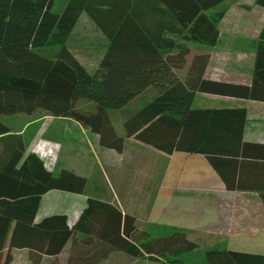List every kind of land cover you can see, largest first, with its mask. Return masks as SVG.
I'll return each mask as SVG.
<instances>
[{
	"label": "trees",
	"instance_id": "trees-1",
	"mask_svg": "<svg viewBox=\"0 0 264 264\" xmlns=\"http://www.w3.org/2000/svg\"><path fill=\"white\" fill-rule=\"evenodd\" d=\"M225 1L70 0L62 13H55V0H0V264L13 262L11 252L4 256L3 251L14 222L10 249H31L36 264L43 255L55 258L51 264H100L114 251L159 264H184L179 256L199 248L183 232L152 239L137 227L135 217L95 199H89L73 228L65 215L36 224L46 193H83L87 180L66 170L55 176L35 153L24 160L23 136L2 117L44 111L75 120L99 136L100 146L120 153L126 138H134L168 155H203L234 190L239 185L232 173L241 168L240 157L257 155L264 146L244 142L246 109L195 108L194 100L204 92L264 102V27L250 86L204 79L207 61L194 63L182 80L179 70L189 49L177 39L188 33L191 42L216 46L220 31L204 12ZM256 3L264 8V0ZM82 14L109 42L94 73L66 46ZM49 45L61 46L57 58L36 52ZM141 98L146 103L139 106ZM80 101L92 103L94 111H81ZM109 110L120 111L125 138L117 134ZM78 232L89 237L81 248L74 242L62 263L58 256ZM206 261L264 264V254L212 248Z\"/></svg>",
	"mask_w": 264,
	"mask_h": 264
},
{
	"label": "rangeland",
	"instance_id": "rangeland-1",
	"mask_svg": "<svg viewBox=\"0 0 264 264\" xmlns=\"http://www.w3.org/2000/svg\"><path fill=\"white\" fill-rule=\"evenodd\" d=\"M69 1L55 0L53 11L62 13ZM256 1L227 0L204 12L217 24L219 31L221 30L222 45L230 43L229 41H236L234 43L238 49L246 50L256 39L257 47L259 32L264 27V8L258 6ZM185 35L187 36L188 33ZM186 36L177 38L181 45L189 49V54L186 57L187 67L179 70V73L184 69L189 70L193 65V55L206 54L210 50H215L211 49L210 46L191 42L185 38ZM108 44V39L86 14L80 16L66 41V46L91 73L97 69ZM60 50V45H49L37 49L36 52L46 58L55 59ZM181 50L178 49L173 54L180 53ZM144 100L146 98H141L137 104L143 105L146 103H143ZM79 109L91 112L94 111V106L87 101H80ZM109 116L117 134L125 138L124 122L120 111L109 110ZM2 119L11 131L23 132L25 145L29 152L34 153L36 147L44 142L58 145V148H53V152L57 156L56 163L51 166L53 174L57 171L59 151L61 150L62 153L63 150L64 152V141L73 139L77 145L84 144L81 141L82 131L77 130L73 119L55 118L44 111H38L32 116L19 114L4 116ZM85 132L89 134V132ZM129 142L135 143L134 140H129ZM87 144L92 149L93 140L91 136ZM137 148L138 152L133 159L137 175L136 187L144 194H152L154 196L152 201L158 204L157 207L156 204L153 207L154 221L147 227L144 225L143 231H146L150 238L168 237L176 232L185 233L189 240L196 243L199 248L179 256L184 264H207L206 252L212 248L264 254V214L262 212L245 213L244 207L236 205L235 200L232 199L227 203L218 204L216 214L212 212L204 216L200 215L199 208L195 205L196 200L192 196V180H189V186V184H183L179 179L181 176L180 168L184 161L182 154L166 155L148 145ZM127 149L129 150V148ZM105 153L107 154V152ZM108 156L109 158L105 160L107 166H103L106 167L107 179L111 181L114 166H118L121 156L114 152L109 153ZM120 163L121 166L126 165L127 161ZM161 191L162 198L160 200L155 199ZM157 209H162L161 213ZM123 257V255H117L113 263L159 264L155 261L135 259L131 256L125 260Z\"/></svg>",
	"mask_w": 264,
	"mask_h": 264
},
{
	"label": "crops",
	"instance_id": "crops-1",
	"mask_svg": "<svg viewBox=\"0 0 264 264\" xmlns=\"http://www.w3.org/2000/svg\"><path fill=\"white\" fill-rule=\"evenodd\" d=\"M260 33L261 32H259V35ZM221 36L222 33L220 30L218 44L211 47V49H215L214 51L210 50V52L206 54L193 55V62L198 64L199 62L207 61L204 66V79L213 82L250 86L253 82L255 69L257 53L256 39L253 41L252 45L245 50L238 49L234 43L236 41H229L230 43L222 45ZM197 66L199 67L200 64ZM184 67L187 66L185 65ZM188 73L189 70L184 69L179 73V76L185 81ZM194 107L201 109H246L247 122L244 130V142L264 146V102L197 92L194 100ZM74 122L76 123L77 130L82 131H80L82 137L81 141H83L84 144L77 145L73 139L64 141V152L63 150L62 153L61 150L59 151L58 165L56 166L57 171L55 170L56 173L54 175L59 176L62 171H70L87 180L86 189L83 193L62 190L49 191L42 198L35 223L39 224L48 217L65 215L68 219V226L73 228L80 220L83 211L87 208L89 199H95L106 204L117 206L125 215L135 217L137 227L144 230V225L147 227L154 221L152 213L156 203L152 201L154 197L152 194H144L143 191L140 192V189L136 187L137 175L133 165V159H135L134 156L136 152H138L137 147H142L145 144L138 142L134 138H126L124 150L120 153L116 150L100 146L98 135L92 133L89 129L83 127L75 120ZM85 131L89 132V134ZM14 133L23 136L22 131H16ZM89 135L93 140V144L91 145L92 149L87 144L90 139ZM129 140H134L135 143L131 144ZM127 148H129L130 151ZM256 150L257 155L240 157L239 166L241 168L235 173H232L235 184L239 185L234 190L228 188L224 179L203 155L181 153L184 161L182 162L183 166L180 168L181 176H179V179L183 184H189V186V180H192V196L196 200L195 205L198 206L200 215L204 216L212 212L216 214V207L218 204L223 202L227 203L232 199L235 200L236 205L244 207L245 213L249 214L255 211L256 213L262 212L264 214V201L262 198L264 194V147H259ZM105 152H107V154ZM112 152L123 158L121 159L120 157L118 166H114L113 179L110 181L107 179L106 167L103 165L107 166L105 160L109 158L108 155ZM31 153L32 152H29L26 148L24 160ZM175 154L176 153L173 155ZM126 161V165H120V162L123 163ZM161 194L162 191L155 199L160 200L162 198ZM157 205L158 204H156V207ZM157 210L160 213L162 211V209ZM15 224V222L12 224V228L7 236L3 255L6 256L8 252H11L13 256L12 264H36L32 260L31 249H10V241ZM88 237L89 236L84 233H76L74 241L70 242L64 252L58 256L59 260L62 263H66L69 250L73 246V243L75 242V248H81V242ZM117 255H123L125 260L130 258V255L123 251H114L100 264H115L113 260ZM54 259L55 258L51 256L43 255L40 264H51Z\"/></svg>",
	"mask_w": 264,
	"mask_h": 264
},
{
	"label": "built area",
	"instance_id": "built-area-1",
	"mask_svg": "<svg viewBox=\"0 0 264 264\" xmlns=\"http://www.w3.org/2000/svg\"><path fill=\"white\" fill-rule=\"evenodd\" d=\"M55 147L58 148V145L44 142V143H40L34 151L35 154L39 155V157L44 162L45 167L50 172H53L51 166L54 165L57 160V156L53 152V148Z\"/></svg>",
	"mask_w": 264,
	"mask_h": 264
}]
</instances>
